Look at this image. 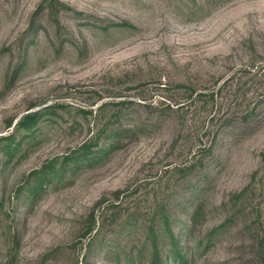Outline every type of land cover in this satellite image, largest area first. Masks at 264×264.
I'll return each mask as SVG.
<instances>
[{
    "label": "rangeland",
    "instance_id": "374dc122",
    "mask_svg": "<svg viewBox=\"0 0 264 264\" xmlns=\"http://www.w3.org/2000/svg\"><path fill=\"white\" fill-rule=\"evenodd\" d=\"M57 1L69 8L0 0V264H149L160 205L189 264H264V0ZM119 100L134 102L124 125L162 122L30 191ZM34 111L38 130H18L10 157L1 138Z\"/></svg>",
    "mask_w": 264,
    "mask_h": 264
},
{
    "label": "trees",
    "instance_id": "16d2710c",
    "mask_svg": "<svg viewBox=\"0 0 264 264\" xmlns=\"http://www.w3.org/2000/svg\"><path fill=\"white\" fill-rule=\"evenodd\" d=\"M50 5L53 13L59 12L61 8H69L57 0H51ZM180 86L184 87L187 92H190V94L198 92L193 85ZM207 95L208 93H205V91H200L196 94V96H200L201 98L206 97ZM262 103L263 101L259 104L261 105ZM132 104H134V102L131 100L105 101L100 104L97 107L98 111L94 116V120L96 121L98 119V121L100 120L102 122L100 127L94 132V135L65 155L51 159L43 165L42 168L35 169V171L32 172L33 178L29 179V182L31 183L29 190L33 192L43 188L47 184H50L55 178H59L65 170L75 171L82 165H88L99 161L106 157L111 151L121 147L124 144V140L131 139L147 127H154L162 122L163 114L160 111L157 116L153 115L152 117H146L147 119L142 120L140 123H128V125H124L126 120H128V117L132 116ZM259 104L257 107L246 110L242 113L240 116V120L243 123L242 126L250 127L258 122ZM85 112L87 114H92V110ZM42 116L43 112H28L17 122L16 132H12L1 138L6 141L5 150L11 155L10 157H12L17 150V143H15L17 131H24V138L33 135L39 128ZM228 123L229 121H226L225 124ZM200 150L202 152L201 155L211 151L210 146L207 147V145H204ZM202 162L203 157H199L196 162L184 165L180 168L181 176L187 175V173L194 169L198 164L203 166ZM1 204L0 201V206ZM155 213L157 214L156 218H160L162 226H157L155 221H151L146 228L147 236L152 243L153 248L152 260L149 264H159L162 261L163 255L159 243L161 231L163 230L167 233L169 239L168 249L164 252V254L171 258L169 264H189L188 257L179 246V241L172 230L169 210L165 205H160V207L155 210ZM200 213L201 207L195 206L192 212L193 217L199 216ZM130 256L131 255H128L127 260L131 259Z\"/></svg>",
    "mask_w": 264,
    "mask_h": 264
}]
</instances>
